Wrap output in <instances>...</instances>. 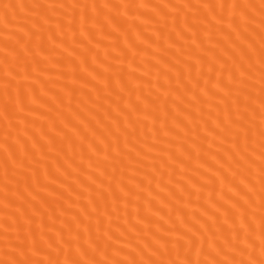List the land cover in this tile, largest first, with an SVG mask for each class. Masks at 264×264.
<instances>
[{"label":"bare ground","instance_id":"1","mask_svg":"<svg viewBox=\"0 0 264 264\" xmlns=\"http://www.w3.org/2000/svg\"><path fill=\"white\" fill-rule=\"evenodd\" d=\"M0 264H264V0H0Z\"/></svg>","mask_w":264,"mask_h":264}]
</instances>
